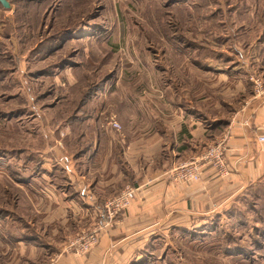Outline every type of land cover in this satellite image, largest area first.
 <instances>
[{
	"label": "rangeland",
	"instance_id": "374dc122",
	"mask_svg": "<svg viewBox=\"0 0 264 264\" xmlns=\"http://www.w3.org/2000/svg\"><path fill=\"white\" fill-rule=\"evenodd\" d=\"M7 2L8 9L0 4V264H25L34 263V257H22L27 245L35 248L34 256L39 248L55 256V244L63 247L70 235L86 227L66 230L59 224L58 237L59 232L39 223L36 191L26 186L27 170L42 169L38 151L57 146L60 139L59 150L65 152L66 142L86 133L85 124H152L157 113L170 119L177 105L196 100L204 87L207 109L223 91L236 93L241 83L252 88L253 80L226 82L220 74L233 76L240 70L236 63L245 53L235 52L237 35L241 45L260 33H236L246 24L244 12H234L237 6L242 10L238 0ZM234 96L225 100L238 102L242 93ZM231 108L236 107L222 108L221 115ZM33 155L29 161L27 156ZM50 169L61 167L52 162ZM260 204L250 203L254 209L244 206L245 211L241 202L236 206L241 214L252 212L251 219L264 222V197ZM235 217L234 210L227 211L223 220L193 229H204L203 238L173 230L161 233L148 251L151 255L145 258V253L140 262L264 264V253L237 256L234 247L251 243L256 229L261 235L264 226L254 224V229L250 222L248 228L237 227L231 223ZM21 232L31 239L42 234L46 245L25 242ZM70 245L67 252L86 255Z\"/></svg>",
	"mask_w": 264,
	"mask_h": 264
},
{
	"label": "crops",
	"instance_id": "0c3cea01",
	"mask_svg": "<svg viewBox=\"0 0 264 264\" xmlns=\"http://www.w3.org/2000/svg\"><path fill=\"white\" fill-rule=\"evenodd\" d=\"M263 4L264 0H246L244 32L260 33V37L241 45L238 37L232 41L235 52L239 49L245 55L237 60L240 70L233 76L220 74L226 82H252V78H258L264 84V25L258 19L259 13H264ZM240 29L236 32H242ZM254 85L249 89L241 83L236 93L221 92V98L215 97L219 102L210 109L204 87L196 92V100L177 105L170 119L159 118L157 113L151 117L152 124H122L120 131L110 124H85L86 133L66 142L65 152L59 150L60 139L56 140L57 146L50 144L48 150L38 151L42 169L27 170L26 186L36 191L39 223L47 225L51 233L59 232L58 237L62 234L59 224L66 230L86 226L80 234L91 231L97 222L106 227L99 234V243L84 256L67 252L69 242L78 233L70 235L61 248L55 244L54 257L42 248L36 249L34 256L35 248L27 245L30 249H24L22 257H34L30 259L34 263L25 264H37L36 257L38 264H134L156 244L161 233L205 228L214 219L223 220L227 211L238 212L236 205L240 202L242 211L244 206L254 209L244 203L254 196L258 200L264 197V94H258ZM241 93L238 102L225 100ZM227 105L236 108L221 115ZM221 120L226 123L219 125ZM219 143H224L226 149V174L201 161L199 181L174 180L173 170L179 165L202 158ZM74 147L78 150L73 151ZM27 158L32 161L34 155ZM52 162L61 170H49ZM131 187L137 190L131 207L108 225L105 202ZM244 214L246 225L259 223L251 219L252 212ZM44 238L38 233L28 241L44 247ZM13 264H21V260Z\"/></svg>",
	"mask_w": 264,
	"mask_h": 264
},
{
	"label": "built area",
	"instance_id": "2783aa9c",
	"mask_svg": "<svg viewBox=\"0 0 264 264\" xmlns=\"http://www.w3.org/2000/svg\"><path fill=\"white\" fill-rule=\"evenodd\" d=\"M256 85V91L258 94H264V84L258 78H252ZM116 130H121L122 126L118 122L114 121L110 124ZM264 141V137L261 138ZM225 145L219 143L207 150L205 155L198 160H194L190 163L179 165L173 170V177L176 182L188 183L199 181L201 178V161L208 162L222 175L228 172L225 162ZM137 190L135 188H128L117 196L109 198L104 205V212L107 217V224L113 223L116 218L124 214L132 205L136 198ZM106 227L105 223L97 222L95 227L89 231L79 235L77 238L71 241L70 248L75 247L78 254H87L90 252L99 242V234Z\"/></svg>",
	"mask_w": 264,
	"mask_h": 264
},
{
	"label": "trees",
	"instance_id": "16d2710c",
	"mask_svg": "<svg viewBox=\"0 0 264 264\" xmlns=\"http://www.w3.org/2000/svg\"><path fill=\"white\" fill-rule=\"evenodd\" d=\"M240 3H242V10L239 8V6H237L235 8V13H239V16L243 15V12H244V15H245V9H246V0H238ZM1 4V3H0ZM2 5V4H1ZM3 6V5H2ZM244 7V8H243ZM263 7H264V4L262 5V10H263ZM4 8V7H3ZM239 8V9H238ZM241 11V12H240ZM262 23L261 25H264V13L263 12H260L259 13V18H258ZM246 23H247V20H246ZM246 25V24H245ZM244 26H241V29L242 31H244ZM238 33V32H236ZM237 37L239 38V36L237 35ZM238 52V51H237ZM226 122L225 121H220L219 122V125L220 124H225ZM262 198L259 197V200L255 197V200L252 201V200H247V202L250 203H255V206H256V203H257V206H260V201H261ZM245 201V200H244ZM246 202V203H247ZM247 203V205H249ZM252 206V205H250ZM240 215L239 219H235L233 222V224H235L237 227H246L248 228V225H246V220H245V214H241L240 212H236ZM256 221H258L259 223L258 224H261V226L263 227L264 226V222L262 221L261 218H257ZM238 222H241V223H238ZM254 229L256 228L255 226H253ZM204 229H201V230H198V231H187V230H184V229H178L176 230V232L178 233H182V234H188V235H191V236H198L199 238H203L202 236H205V233L203 231ZM259 231L261 232V230L259 229H256V234L253 235V239L251 240V243H248L246 244L245 246H243L240 242H238V244H235L234 247H235V251L237 252V256L239 255H242V254H252L253 256L254 255H258V254H262L264 253V232L261 233V235L259 234ZM21 237H24V238H27L26 240L24 241H28L29 239V236L25 234V232H21ZM149 249L145 252L146 255H145V258H148L149 255H151L149 252ZM234 255V256H236ZM264 255V254H263ZM238 260V259H237ZM134 264H141V262H135Z\"/></svg>",
	"mask_w": 264,
	"mask_h": 264
},
{
	"label": "water",
	"instance_id": "95a60500",
	"mask_svg": "<svg viewBox=\"0 0 264 264\" xmlns=\"http://www.w3.org/2000/svg\"><path fill=\"white\" fill-rule=\"evenodd\" d=\"M0 3L3 5L4 8L8 9L10 7L9 3L7 0H0Z\"/></svg>",
	"mask_w": 264,
	"mask_h": 264
}]
</instances>
